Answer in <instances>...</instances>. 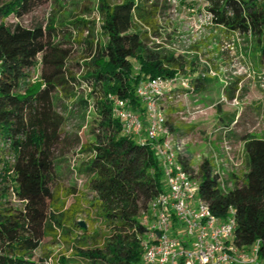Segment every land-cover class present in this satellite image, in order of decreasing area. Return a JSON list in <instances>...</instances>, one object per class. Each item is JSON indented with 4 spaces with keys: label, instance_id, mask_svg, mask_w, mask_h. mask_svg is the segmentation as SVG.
Wrapping results in <instances>:
<instances>
[{
    "label": "trees",
    "instance_id": "obj_1",
    "mask_svg": "<svg viewBox=\"0 0 264 264\" xmlns=\"http://www.w3.org/2000/svg\"><path fill=\"white\" fill-rule=\"evenodd\" d=\"M43 1L0 0V149L13 153L0 189V264H144L141 217L165 190V179L150 143L123 134L111 97L129 98L142 112L135 94L140 80L178 72L190 76L194 92L204 91L211 82L203 75L208 67L199 63L205 53L175 54L163 43L175 33L166 32L171 0H95L81 13L60 11L47 20L21 23ZM201 1L215 26L249 43V56L264 81V0ZM9 16L16 21L7 23ZM64 37L85 45L80 79L66 69L70 50L62 46ZM208 60L216 68L213 57ZM37 63L40 81L34 83L30 71ZM69 80L89 89L87 98L73 103L81 123L72 136L63 129L72 111L65 113L68 106L59 94ZM239 81L235 76L223 87L226 98L235 97ZM221 109L217 106V127L230 138L241 114L228 116ZM165 114L169 128L186 135ZM84 122L89 137L81 130ZM241 140L246 171L232 173L225 188L210 157L203 156L195 172L188 149L183 165L198 180V194L213 214L224 220L233 209L234 241L244 249L259 241V264H264V138L244 132ZM69 143L77 148L72 167L56 154ZM66 170L82 177L86 190L74 182L60 203L56 179ZM10 190L21 209L9 201ZM86 212L92 223L102 222L91 233L77 219ZM61 242L67 248L53 253L52 245Z\"/></svg>",
    "mask_w": 264,
    "mask_h": 264
},
{
    "label": "rangeland",
    "instance_id": "obj_2",
    "mask_svg": "<svg viewBox=\"0 0 264 264\" xmlns=\"http://www.w3.org/2000/svg\"><path fill=\"white\" fill-rule=\"evenodd\" d=\"M95 0H44L31 13L24 16L21 23L29 25L35 20H47L52 15L60 11L70 13V10L81 13L84 5ZM171 16L166 25V32L175 30L173 36L168 41H164L175 54L185 53H205L203 56L214 57L216 68L211 77V82L204 91L193 92L190 95L181 97L168 103L167 113L174 118L176 125L182 132L186 133L187 148L192 155L193 164L197 163L203 156L215 157L219 161L221 170L224 171L226 180L230 175L236 174L242 176L246 171L245 153L241 134L244 132L252 133L256 137L264 138V84L255 68L247 43L237 33H230L224 29L210 23L208 19L207 5L201 0H171ZM7 23L15 22L14 16H9ZM98 38L101 39L99 30ZM85 34L80 38H84ZM62 46L69 48L70 56L66 61V69L77 78H81L84 70L82 62L86 54L84 43L76 42L73 37L61 39ZM206 57V58H207ZM40 64L37 63L30 71L31 81L38 83L40 81ZM235 76L240 77L238 90L235 97L231 100L226 98L223 87ZM89 89L87 85L79 80L73 82L69 80L65 91L59 92L64 103L68 106L65 113L68 115L63 129L69 136L78 133V125L81 123L80 113L77 107L73 108V103L78 98H87ZM221 105L224 114H241V123L237 126L230 138L224 137L217 127V106ZM64 111V110H62ZM89 113V112H88ZM82 132L89 137L87 124L83 123ZM225 146L231 147L228 152ZM77 148L72 144L61 147L56 154L65 157V166L72 167L73 158ZM13 163V153L7 147L0 149V189L5 185L3 177L10 173L7 169ZM77 183V187L86 190L85 181L82 177H75L67 170L62 177L56 179V187L59 192V202H63L65 193L69 190L71 184ZM230 184V183H229ZM228 184V186H229ZM166 187V186H165ZM226 187V186H225ZM9 201L15 208L21 209L23 203L16 197L12 190L8 193ZM88 213H81L77 219L83 222L84 226L91 231L102 225L100 220L92 223L88 218ZM93 218V215H91ZM67 245L53 244L51 250L58 253L66 249ZM42 253L41 248L35 252L36 255Z\"/></svg>",
    "mask_w": 264,
    "mask_h": 264
},
{
    "label": "built area",
    "instance_id": "obj_3",
    "mask_svg": "<svg viewBox=\"0 0 264 264\" xmlns=\"http://www.w3.org/2000/svg\"><path fill=\"white\" fill-rule=\"evenodd\" d=\"M207 14L213 23L212 14ZM165 46L171 50V46ZM206 57L199 56V63L208 67L203 75L211 76L215 68ZM189 77L178 72L171 77L140 80L135 94L143 106L142 112L132 108L129 98L111 97L113 115L121 122L123 134L150 143L165 179V190L142 213L141 222L146 228L141 236L142 260L144 264H178L180 260L182 264H259V241L247 249L237 245L233 209L229 208L224 220L212 213L209 204L198 194V180L183 165L188 150L187 135L175 134L166 123L167 104L177 96L194 92ZM224 148L227 152L231 150L229 146ZM210 158L212 172L225 188V173L219 165L222 158L219 161ZM201 160L194 164L192 160L191 168L195 172Z\"/></svg>",
    "mask_w": 264,
    "mask_h": 264
},
{
    "label": "water",
    "instance_id": "obj_4",
    "mask_svg": "<svg viewBox=\"0 0 264 264\" xmlns=\"http://www.w3.org/2000/svg\"><path fill=\"white\" fill-rule=\"evenodd\" d=\"M79 224H80L81 226H84V223H83V222H79Z\"/></svg>",
    "mask_w": 264,
    "mask_h": 264
}]
</instances>
